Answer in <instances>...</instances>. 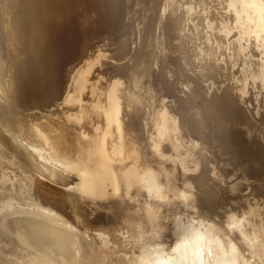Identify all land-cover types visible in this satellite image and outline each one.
I'll use <instances>...</instances> for the list:
<instances>
[{
    "label": "bare ground",
    "instance_id": "bare-ground-1",
    "mask_svg": "<svg viewBox=\"0 0 264 264\" xmlns=\"http://www.w3.org/2000/svg\"><path fill=\"white\" fill-rule=\"evenodd\" d=\"M0 264H264V0H0Z\"/></svg>",
    "mask_w": 264,
    "mask_h": 264
},
{
    "label": "rangeland",
    "instance_id": "rangeland-1",
    "mask_svg": "<svg viewBox=\"0 0 264 264\" xmlns=\"http://www.w3.org/2000/svg\"><path fill=\"white\" fill-rule=\"evenodd\" d=\"M40 184L42 185L43 189H49L53 191H60L65 192L66 191V184L62 183L61 181H50L47 178L40 176ZM74 215V214H73Z\"/></svg>",
    "mask_w": 264,
    "mask_h": 264
},
{
    "label": "water",
    "instance_id": "water-1",
    "mask_svg": "<svg viewBox=\"0 0 264 264\" xmlns=\"http://www.w3.org/2000/svg\"><path fill=\"white\" fill-rule=\"evenodd\" d=\"M125 116H126V118H127V120H129V118H130V115L128 114V113H126L125 114ZM137 141V140H136ZM222 187H226L225 185H223ZM43 193H44V197H46V194H45V192L43 191V190H41ZM39 193V192H38ZM39 195H40V193H39ZM75 197L77 198V196L75 195ZM40 198H43V197H41V195H40ZM116 206V209H120L119 208V205H115ZM107 208H109V206L107 207ZM112 213H113V211L112 210H110Z\"/></svg>",
    "mask_w": 264,
    "mask_h": 264
}]
</instances>
